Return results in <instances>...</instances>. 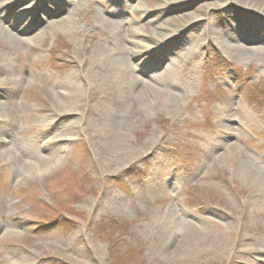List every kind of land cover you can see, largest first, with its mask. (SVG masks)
<instances>
[{"label":"rangeland","instance_id":"374dc122","mask_svg":"<svg viewBox=\"0 0 264 264\" xmlns=\"http://www.w3.org/2000/svg\"><path fill=\"white\" fill-rule=\"evenodd\" d=\"M37 1L0 0V25L29 11L36 37L0 36V264H264V55L218 29L262 36L264 0ZM66 17L74 33L51 24ZM106 45L133 75L93 87Z\"/></svg>","mask_w":264,"mask_h":264},{"label":"bare ground","instance_id":"6f19581e","mask_svg":"<svg viewBox=\"0 0 264 264\" xmlns=\"http://www.w3.org/2000/svg\"><path fill=\"white\" fill-rule=\"evenodd\" d=\"M171 1H180V0H171ZM43 2V0H38L36 3L37 7ZM241 3L245 4L243 6H249L252 10H260L262 8L256 7V5H251V1L248 0H240ZM45 3V2H44ZM264 3V2H263ZM126 6H130L129 4H125ZM242 5V4H241ZM10 7L2 8V5H0V12L3 15H8L10 12ZM106 12H110L112 17L105 16L103 13L98 14L96 16L97 19V25L95 26L96 29L100 31H104L106 27H110L113 25H118L122 23V19L120 18L121 13L120 11L114 10L113 12L106 10ZM165 14L164 10H161L159 14H152V16L149 18L150 23H154L155 25L158 24V20L160 19L162 14ZM29 14V11H25L24 14L20 17L19 20L16 18L11 19V27H14L16 31L14 32L10 27L8 26H1L0 25V36L3 39H6L8 41H11L13 43L21 45L26 43H31L36 40L35 38H28L25 36H20V34L25 33L27 34L28 31L24 27L25 23L23 22L24 18ZM223 18L222 24L227 23L232 25V21L229 18V15L227 12H224L221 16ZM263 22V23H262ZM217 24H220L216 21ZM262 25L264 24V16L262 17L261 22ZM51 24H55L58 28L68 31L69 33H74L76 28V21L74 18L66 17L62 20L52 22ZM229 25V26H230ZM159 26V24L157 25ZM216 26V25H215ZM239 26V25H238ZM217 27V26H216ZM220 31V37L224 38L225 41L229 44L230 47L233 49L235 48L237 51H239L241 54L245 56H254L261 58L260 55H264V46L263 47H255V46H247L244 44V42H241L242 40H251V39H258L260 40L262 36H264V25L262 26L263 30H260L262 33V36L259 34H250L249 29H247L245 26L243 27H237L234 31L228 29H222L218 27ZM261 29V28H260ZM176 33V32H175ZM113 43V42H112ZM161 44V43H160ZM139 43L135 44L134 46L137 48L135 51L137 53L143 52L144 49H139ZM109 46H103L99 48L93 55H92V63L94 64L93 74H92V85L95 87L98 83L104 84L108 80L111 83H118L120 81H123L125 78L132 77L133 75V68L131 67L129 59L124 55V53L119 52H109L108 51ZM147 48V47H146ZM15 49V48H14ZM16 51H19L18 49H15ZM1 58V56H0ZM264 60V58H262ZM5 63L0 61V72L3 70ZM73 76H69V80L71 81L70 84H68V88L64 91V95L67 97L73 96V93L76 92V90L80 89L79 86L73 81ZM24 76H22V80H25ZM5 80V78H0V85ZM59 95L62 94H56L55 100L53 104V110L56 115H58L61 120L58 122V125L63 124L64 127L67 129H70L73 127V122L69 120V117L67 115H63L64 113H69L72 110H75L79 108L78 105L73 103L72 101L68 100L67 97L63 98ZM58 136V135H57ZM56 138V136L54 137ZM40 159L38 158V161ZM180 251V249H179ZM180 254V253H179Z\"/></svg>","mask_w":264,"mask_h":264}]
</instances>
